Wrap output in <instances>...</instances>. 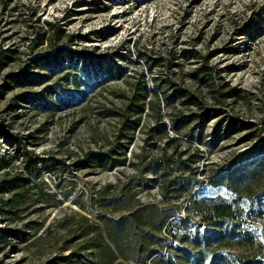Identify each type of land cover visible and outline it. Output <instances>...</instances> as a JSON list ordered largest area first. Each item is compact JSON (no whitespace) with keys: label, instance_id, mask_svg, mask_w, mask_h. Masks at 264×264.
<instances>
[{"label":"rangeland","instance_id":"obj_1","mask_svg":"<svg viewBox=\"0 0 264 264\" xmlns=\"http://www.w3.org/2000/svg\"><path fill=\"white\" fill-rule=\"evenodd\" d=\"M16 2H9L4 10L0 6V47L17 50L9 52L13 59L0 68V155L9 158V173L20 170L25 149L44 156L48 167L41 171L39 177H33L38 185L32 189L30 204L26 208L11 215L0 206V228L22 231L21 238L8 237L7 243L0 244L3 247L0 249V264L59 262V255L66 254L82 242L78 237L79 231L73 230L72 226L78 225L81 214L95 219L92 208L116 215L140 202L163 204L164 194L169 197L175 194L171 187L176 184L171 185L169 180L180 175L179 180L184 182V178H191L192 174L186 170L180 173L175 163L167 168L169 173L165 179L159 173L143 172L142 160L151 155L176 156V151H181V159L190 162L196 157L193 153L198 148L197 153L202 157L196 163L200 171L195 174V180L203 184L193 181L190 189L195 197L204 201L239 197L242 200L237 207L244 209L247 204L244 200L249 201L245 198L249 190L246 188L254 193L264 190V173L259 178L249 179V183L237 181V177L230 179L218 175L222 166L249 143L264 138V0ZM33 8L35 13L31 14ZM36 17L40 18L38 23ZM48 22L60 23L66 34L75 35L71 39L66 36L61 38L59 43L84 54L87 59L98 55L117 57L118 53L129 55L132 61L127 75L94 88L85 95L80 88L77 92L81 97L77 102L55 111L41 110L34 100L18 97L29 94L54 101L49 89L55 81L61 82V73L29 67V71H43L49 77L43 83L30 86H15L10 82L11 75L27 67L25 36L31 37L38 26H46L47 34H50L52 26ZM184 49L191 50L188 57L183 56ZM44 50L39 48L37 54H45ZM138 52L143 55L139 56ZM170 53H174L175 58L171 67L167 68L158 58H167ZM62 58L66 60V57ZM203 64L212 67V78L208 81L210 87L199 81L202 75L196 69ZM140 71L146 72L150 87L167 80L168 85L163 84L157 89L160 95L164 92L169 94L173 86L183 87L202 97L204 108L212 112L206 119L202 142L191 140L185 134L192 125L189 124L178 133V143L156 135L152 139L154 143L148 145L144 140L155 117L149 114L146 105L140 124L127 144L128 161L124 165L112 169L81 167L85 153L105 152L119 142L127 143L128 139L122 135L126 132L122 120L128 115L125 106L135 80L131 74L137 75ZM224 82L228 83V87H235L237 94L218 102L209 90L221 89ZM4 84H7L6 89L2 88ZM66 86L73 89L70 85ZM199 111L202 109L196 105L186 106L178 100L170 105L160 103V116L167 124L177 113ZM129 117L132 116L129 114ZM246 122L253 125L246 126L243 124ZM168 133L176 135L170 128ZM54 158L58 159L56 167L51 165ZM60 171L62 174L58 178ZM21 172L25 175L24 171ZM211 175L213 181L209 180ZM234 180L235 187L232 185ZM166 186H169L168 190ZM231 186L236 189L235 192ZM41 189L55 194L62 199V203L55 206L53 203L32 201ZM129 189L133 192L131 197L125 196ZM64 193H70L69 198H63ZM9 194L3 192L0 197L5 198ZM118 194L125 196L121 208L100 207L102 197L111 198ZM179 197L180 214L189 213L191 222L196 223L193 228L198 233H194L193 229L189 240L182 239L181 234L177 237L176 246L170 251L174 264H188L181 257V249L190 252L200 250V243L193 238L202 239L207 232L222 238L219 243L206 240L208 250L264 259V215L228 221L225 222L226 227L217 223L206 224L195 213L190 194L184 190ZM186 206L189 209H185ZM161 231L169 236L166 226ZM237 232H250L254 240L241 243L237 240ZM222 236L228 237L224 239ZM154 255L146 258L145 264H166L164 261L155 262L152 259ZM109 264L143 263L118 257Z\"/></svg>","mask_w":264,"mask_h":264},{"label":"trees","instance_id":"obj_2","mask_svg":"<svg viewBox=\"0 0 264 264\" xmlns=\"http://www.w3.org/2000/svg\"><path fill=\"white\" fill-rule=\"evenodd\" d=\"M11 1L17 3V0H1V8L4 10L7 4ZM29 12V11H27ZM35 13V9L31 10V14ZM30 14V15H31ZM39 17L35 18L38 23ZM51 33L47 34V28L38 26L36 32L31 36H25L24 40L27 42L24 53L28 55L27 67L19 70L15 74L10 76V82L15 86H30L43 83L47 77L44 72H32L30 68L38 70L47 69L54 74H62L60 81H55L50 85V93L53 94V102L46 99H41L29 94L18 95L22 99H30L36 102V107L44 111H55L64 107H68L79 99V93L77 91L80 88L82 94H86L88 91L102 87L104 84L121 78L127 75L129 63H131V57L127 54L118 53L117 57L106 56H93L89 59L82 53H78L76 50L67 48L65 45H60L59 40L63 37L71 39L73 34H66L64 28L60 23L51 24ZM243 31V30H242ZM247 32V31H245ZM45 43V44H44ZM39 48H44L45 54H37ZM53 50V51H52ZM17 50L6 49L0 47V68L6 65L11 59H13L10 53H14ZM52 51V52H50ZM10 52V53H9ZM191 54V50H183V56L188 57ZM138 55L141 56L140 52ZM66 57V60L64 58ZM175 54H169L167 58L160 57L158 61L162 62L170 68L174 63ZM122 59V60H121ZM124 61V62H122ZM165 61V62H164ZM212 67L203 64L197 67L196 71L200 72L199 81L202 84L210 87L212 78ZM135 78L133 86L131 87V95L127 96L128 101L126 103V112L122 122L124 123L123 136L128 139L126 144L119 142L120 144L111 147L105 152H87L85 157L81 160V167H101L105 169H112L119 165H124L127 160V144L133 137V131L139 126L141 121L142 112H144L146 105L149 108V114L155 118L153 126L148 130V136L145 138L147 144H153L152 139L156 135H161L168 138L169 141L178 143L179 134L181 129L192 124L187 129L185 134L191 140L202 142L204 137V127L206 125V119L212 114L209 108H204L202 97L200 95L190 93L183 87H171L169 94L160 95L158 88L167 84V80L155 83L150 87L147 83V74L144 71H140L137 75L131 74ZM6 85H2L3 89H6ZM66 85H70L73 89H69ZM225 89V90H223ZM209 91L213 92L214 99L218 102L224 101L227 97H231L237 94L235 87H228V83L224 82L222 88H211ZM3 93V92H2ZM176 100L180 101L183 105L190 106L196 105L201 108L202 111L191 112L188 114L177 113L171 118L170 124L163 121L160 114V103L163 102L166 105H170ZM148 112V111H147ZM146 112V113H147ZM130 116L132 117H129ZM246 126L251 127L252 122L243 123ZM170 128L176 135L170 136L168 133ZM5 136H9L5 134ZM198 148L194 150L193 159L190 162H186L185 159H181V151H176V156L168 155H151L145 157L143 161L142 171H150L153 173H159L161 177L165 179L167 168L172 164H176V167L183 173L184 170L190 171L192 177H185L184 182H181L178 177L170 179V184H176L173 188L175 194L173 196H167L164 194L163 204L140 202L132 205L126 211L119 214H112L110 212H103L99 209L92 208V213L95 219L91 220L89 216L81 214L79 216L78 225H73V230L79 231L78 237L82 239V242L77 246L70 248L69 252L58 256L59 262L52 261L54 264H109L118 257L124 260H130L134 262H140L145 264L146 258L154 255L155 262L164 261L166 264H174L173 254L170 252L172 248L176 246L177 237L181 234L182 239L189 240L190 234L196 223L191 222L190 215L180 214L179 203L180 194L182 191H186L190 194V198L194 202L195 213L200 215L203 223L206 224H221L226 227L225 222H235L238 218L245 217H260L264 215V190L262 192L254 193L249 189L245 198L249 201L246 202L244 209L237 207L240 205L242 198L236 197L232 200H226L224 198H210L206 201L195 197V193L191 192V185L193 181L199 183L203 182L195 180V174L199 172L198 160L202 157V154L197 153ZM24 161L20 170L9 173L10 161L6 156L0 155V194L3 192H10L9 196L0 197V206L6 213L11 215L18 214V212L26 208L30 203L29 199L32 197V189L38 184L34 183L33 177H39L41 171L47 168L46 159L44 156L34 153L31 150L25 149ZM58 164V159L54 158L51 161V165ZM246 169L247 171H244ZM21 171L25 172V175ZM69 172H71L68 169ZM264 173V138L249 143L248 147L240 151L234 156V158L222 166V172L218 175L225 176L230 179L235 178L237 181H246L249 183V179L259 178ZM61 171L58 173V178L61 177ZM247 177V178H246ZM250 177V178H249ZM216 178V177H215ZM210 181L214 180L211 175ZM235 187L236 182H232ZM231 186L233 192L235 188ZM169 186H166V190ZM128 194L125 196L131 197L133 195L132 190L129 189ZM31 192V193H30ZM247 192V190H246ZM70 193H64L63 198H69ZM125 196L122 194L115 195L111 198L102 197L103 201L100 202V207L110 209L112 206L121 208V203ZM34 202L41 203H53L57 206L62 203V199L55 194H50L46 190L41 189L36 194ZM31 201V202H32ZM82 205V204H80ZM82 207H84L82 205ZM109 207V208H108ZM185 209H189L188 206ZM244 216V217H243ZM82 230H80V227ZM166 226L169 236L163 235L161 228ZM194 233H198L194 229ZM22 231L17 228L4 227L0 228V244L7 243L8 237L21 238ZM238 239L241 243L252 242L254 240L250 232L241 233L237 232ZM224 238V236H222ZM228 237V236H227ZM226 237V238H227ZM224 238V239H226ZM196 243H200V250L196 252H190L185 249L182 250V256L187 260L188 264H264V259L259 256L244 257L237 255H226L220 252H214L207 249V241L218 242L222 239L221 235L217 238V235L207 232L203 234V242L201 238H193ZM210 241V242H211ZM3 247L0 246V249ZM166 248V249H164Z\"/></svg>","mask_w":264,"mask_h":264}]
</instances>
